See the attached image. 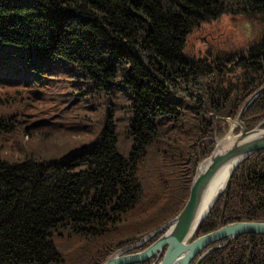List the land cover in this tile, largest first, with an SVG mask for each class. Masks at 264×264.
Instances as JSON below:
<instances>
[{
    "label": "trees",
    "instance_id": "trees-1",
    "mask_svg": "<svg viewBox=\"0 0 264 264\" xmlns=\"http://www.w3.org/2000/svg\"><path fill=\"white\" fill-rule=\"evenodd\" d=\"M222 14L259 23L245 55L185 53L189 32ZM263 44L264 0H0V87L65 73L85 81L90 96L112 87L128 99L124 144L107 105L92 141L61 158L0 157V264H66L54 238L114 235L92 252L71 251L78 264H98L173 216L187 196L199 140L218 136L219 119L224 131L222 118L264 82ZM0 117V135L9 133L10 119ZM263 118L264 89L240 116L246 129ZM213 144L202 139V158ZM234 220L264 221V148L233 168L190 239ZM198 264H264V233L237 234Z\"/></svg>",
    "mask_w": 264,
    "mask_h": 264
},
{
    "label": "rangeland",
    "instance_id": "rangeland-1",
    "mask_svg": "<svg viewBox=\"0 0 264 264\" xmlns=\"http://www.w3.org/2000/svg\"><path fill=\"white\" fill-rule=\"evenodd\" d=\"M258 31L259 23L255 20L222 14L194 27L186 37L184 51L195 56H213L234 49L239 50L238 55L241 56ZM30 78L31 75L17 77L15 86L0 87V116L11 121L10 132L0 135V157L9 161L29 155L45 160L61 158L92 141L105 121L107 105L112 107L109 111L114 118L118 141L125 143L122 135L125 122L123 106L128 99L123 89L111 87L110 93L99 91L90 96L94 91L85 89L86 82L77 84L78 78L73 76L75 79L69 80V74H56L53 80L41 76L33 83ZM81 86L83 90H80ZM113 236L79 238L75 242L71 236L61 242L54 238V242L66 264H78L73 258L76 252H92L100 244L107 245ZM71 251L76 252L71 254Z\"/></svg>",
    "mask_w": 264,
    "mask_h": 264
},
{
    "label": "water",
    "instance_id": "water-1",
    "mask_svg": "<svg viewBox=\"0 0 264 264\" xmlns=\"http://www.w3.org/2000/svg\"><path fill=\"white\" fill-rule=\"evenodd\" d=\"M259 64L264 69V44L258 57ZM264 89V82L259 84L241 103L233 119L223 117L225 130L220 129L218 136H205L197 144L198 161L191 175L187 196L180 209L160 225L140 231L134 238L119 243L98 264H126L133 261L144 260L152 255L149 264H188L190 259L198 254L191 264H198L203 256L212 249L227 244L234 236L243 232L264 233V221L260 220H234L224 223L217 228L199 234L190 239L196 226L204 218L211 207L218 190L217 183L222 170L232 165L228 177L233 168L249 154L264 148V126L260 124L264 120H258L255 125L246 129L240 119L242 112L248 103ZM237 129L233 132V129ZM204 138H213L211 151L202 158L201 141ZM218 190V191H217ZM217 191V192H216ZM215 196L213 197V195ZM213 197L205 211V200ZM159 234L149 244L136 250L129 251L146 241L153 234ZM211 243L204 248L208 243ZM162 251L161 257L157 259V253Z\"/></svg>",
    "mask_w": 264,
    "mask_h": 264
},
{
    "label": "clouds",
    "instance_id": "clouds-1",
    "mask_svg": "<svg viewBox=\"0 0 264 264\" xmlns=\"http://www.w3.org/2000/svg\"><path fill=\"white\" fill-rule=\"evenodd\" d=\"M231 167H232V165H228L227 167H225L222 170V172L220 174V179H219V181L217 183V188L223 186V182L227 180L228 174H229V171H230ZM210 200H211V197H209V198H207L205 200V206H204V208H202V211H205L206 210L207 204L210 202Z\"/></svg>",
    "mask_w": 264,
    "mask_h": 264
},
{
    "label": "bare ground",
    "instance_id": "bare-ground-1",
    "mask_svg": "<svg viewBox=\"0 0 264 264\" xmlns=\"http://www.w3.org/2000/svg\"><path fill=\"white\" fill-rule=\"evenodd\" d=\"M239 165H240V164H239ZM223 183H224V182H223ZM220 188H221V187H219L218 190H219ZM218 190H217V191H218ZM217 191H216V192H217ZM214 196H215V194L213 195V197H214ZM213 197H212V199H213ZM212 199H211V200H212ZM211 200H210V202H211ZM210 202H209V204H210ZM209 204H208V205H209ZM208 205H207V206H208ZM206 208H207V207H206ZM215 242H216V241H215Z\"/></svg>",
    "mask_w": 264,
    "mask_h": 264
}]
</instances>
